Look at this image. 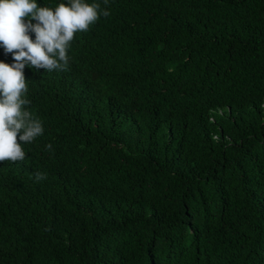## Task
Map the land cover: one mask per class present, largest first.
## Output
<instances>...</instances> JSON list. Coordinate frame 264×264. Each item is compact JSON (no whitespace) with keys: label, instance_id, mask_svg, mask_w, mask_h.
<instances>
[{"label":"trees","instance_id":"16d2710c","mask_svg":"<svg viewBox=\"0 0 264 264\" xmlns=\"http://www.w3.org/2000/svg\"><path fill=\"white\" fill-rule=\"evenodd\" d=\"M82 2L68 69L24 68L0 264H264V0Z\"/></svg>","mask_w":264,"mask_h":264},{"label":"clouds","instance_id":"9594fccd","mask_svg":"<svg viewBox=\"0 0 264 264\" xmlns=\"http://www.w3.org/2000/svg\"><path fill=\"white\" fill-rule=\"evenodd\" d=\"M98 5L82 0L61 2L55 9L38 7L35 0H0V45L13 54L14 63L0 62V161H22L25 153L20 141L32 142L41 135L43 128L30 113L22 110L27 102L21 99L27 91L24 68L36 70L56 69L66 71L69 65L68 46L77 32H86L98 19ZM107 17L109 12L101 10ZM31 16L37 21L24 22ZM35 34V40L28 34ZM49 150L52 145H47ZM46 173H35L37 182L46 179Z\"/></svg>","mask_w":264,"mask_h":264}]
</instances>
